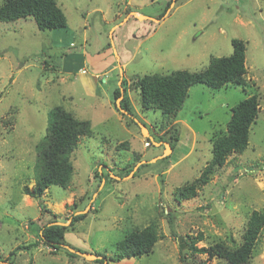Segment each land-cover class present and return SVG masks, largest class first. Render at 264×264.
Here are the masks:
<instances>
[{
	"label": "rangeland",
	"instance_id": "obj_1",
	"mask_svg": "<svg viewBox=\"0 0 264 264\" xmlns=\"http://www.w3.org/2000/svg\"><path fill=\"white\" fill-rule=\"evenodd\" d=\"M57 3L64 28L40 29L33 16L0 21V264H228L194 252L191 237L198 248L217 241L235 248L253 212L264 211V1ZM233 38L246 43V86L196 84L175 119L141 107L139 77L201 71L212 57L232 53ZM119 87L131 113L117 106ZM253 94L260 111L248 147L228 155L196 196L179 200L178 190L212 160V141L227 130L232 108ZM57 106L89 121L93 133L71 156V184L35 198L23 188L35 184L36 147ZM77 212L87 216L71 226ZM31 221L67 223L66 245L25 248L38 241ZM153 223L151 253L113 261L118 241ZM248 264H264V226Z\"/></svg>",
	"mask_w": 264,
	"mask_h": 264
},
{
	"label": "trees",
	"instance_id": "obj_2",
	"mask_svg": "<svg viewBox=\"0 0 264 264\" xmlns=\"http://www.w3.org/2000/svg\"><path fill=\"white\" fill-rule=\"evenodd\" d=\"M27 16H33L40 29L64 28L68 24L66 14L58 5L57 0L2 1L0 21L9 22ZM231 44L233 51L230 55L212 57L208 66L201 71L177 70L168 74L153 73L139 77L136 81V88L140 93L141 107L144 110H160L164 117L175 119L177 112L185 102L189 89L196 84H205L214 89H220L229 84L246 86V43L243 39L233 38ZM121 94L124 95L119 87L115 95L121 96ZM120 105V110L125 109L131 113L126 95ZM259 111V100L254 94L249 95L232 108V117L227 124V130L217 134L212 141V160L194 184L178 190L179 200L196 196L197 188L206 184L210 175L225 165L228 155L232 152L241 153L248 147L250 129L258 118ZM178 132V129L174 128L173 135L176 142L180 140ZM92 133L89 121L77 118L61 106L53 108L49 112L47 132L36 147L35 184L31 189L24 186L23 193L40 198L45 190L53 185L67 188L74 174L71 156L80 138L85 135L90 136ZM174 144L170 142L172 149ZM86 216L85 212L74 213L71 216L70 225L74 226ZM29 225L37 233L38 241L25 248L31 249V247L42 244L57 252L66 245L65 234L68 225L55 221L42 226L31 221ZM263 226L264 211H254L246 223L241 243L235 248L222 241H217L209 247L198 248L195 246L196 239L191 237V249L194 252L207 253L210 257L223 259L228 264H248ZM177 238L182 249L184 241L179 236ZM157 240L158 231L154 223L142 229H134L117 242L113 261L119 262L123 259L149 254ZM99 261L102 262L100 258H97L96 262Z\"/></svg>",
	"mask_w": 264,
	"mask_h": 264
},
{
	"label": "water",
	"instance_id": "obj_3",
	"mask_svg": "<svg viewBox=\"0 0 264 264\" xmlns=\"http://www.w3.org/2000/svg\"><path fill=\"white\" fill-rule=\"evenodd\" d=\"M120 97H123V96L121 95ZM117 106L120 108V103H119V101H117ZM121 110H123V109H121ZM142 126H143V125H142ZM143 129H144V133H145L144 135H145V136H148L149 133H148L147 129H146L144 126H143ZM164 144H165L166 148H168V150L171 151V146H170V144H169L168 142H164ZM167 152H168V151L166 150L165 154H166ZM56 223H59V224H67V223H63V222H56ZM71 250L74 251V252H77V253L80 254V255H83L87 260H88V259H97V258H98V256H97L96 254H93V253L76 251V250H74V249H71ZM104 263L106 264V261H105Z\"/></svg>",
	"mask_w": 264,
	"mask_h": 264
},
{
	"label": "built area",
	"instance_id": "obj_4",
	"mask_svg": "<svg viewBox=\"0 0 264 264\" xmlns=\"http://www.w3.org/2000/svg\"><path fill=\"white\" fill-rule=\"evenodd\" d=\"M146 145H147V146H150V142H146Z\"/></svg>",
	"mask_w": 264,
	"mask_h": 264
},
{
	"label": "crops",
	"instance_id": "obj_5",
	"mask_svg": "<svg viewBox=\"0 0 264 264\" xmlns=\"http://www.w3.org/2000/svg\"><path fill=\"white\" fill-rule=\"evenodd\" d=\"M139 14V13H138ZM178 121H179V119H178Z\"/></svg>",
	"mask_w": 264,
	"mask_h": 264
}]
</instances>
